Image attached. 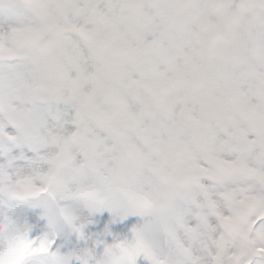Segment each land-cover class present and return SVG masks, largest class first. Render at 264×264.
Here are the masks:
<instances>
[{
	"label": "snow or ice",
	"instance_id": "obj_1",
	"mask_svg": "<svg viewBox=\"0 0 264 264\" xmlns=\"http://www.w3.org/2000/svg\"><path fill=\"white\" fill-rule=\"evenodd\" d=\"M199 4L178 49L156 0H0V264H264V74Z\"/></svg>",
	"mask_w": 264,
	"mask_h": 264
},
{
	"label": "clouds",
	"instance_id": "obj_2",
	"mask_svg": "<svg viewBox=\"0 0 264 264\" xmlns=\"http://www.w3.org/2000/svg\"><path fill=\"white\" fill-rule=\"evenodd\" d=\"M220 7L213 14V19L220 24L226 32L229 40L240 39L246 42V47L240 52L233 53L230 45H226L217 56L222 58L224 62L230 63L239 68L243 66L252 75L257 73L264 74V10L255 6V0H219ZM156 5L161 15L168 19L169 39L174 43L176 48H182L192 29L193 21L201 14L199 0H183L180 10L169 15L166 6V0H156ZM149 73L152 82L158 87L159 95L155 98V103L160 106L157 118L160 122L166 123L168 119L167 111L163 110V106L169 100L168 81L171 76V69L167 66L158 67L149 64ZM210 73L206 85L199 89L200 95L208 96L214 90L215 84L213 76ZM179 94V89H173ZM36 106L40 109L46 108L47 102L38 98ZM50 151H55L51 148ZM260 152H264V144H258L252 151L255 156ZM137 173H130L131 177H135ZM243 182L247 178L239 177ZM43 204L53 214L54 223L59 230H63L64 224L62 218L57 213V201L49 194L40 197Z\"/></svg>",
	"mask_w": 264,
	"mask_h": 264
}]
</instances>
